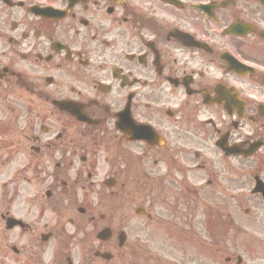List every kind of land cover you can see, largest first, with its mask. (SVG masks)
I'll return each mask as SVG.
<instances>
[{"label":"flooded vegetation","instance_id":"1","mask_svg":"<svg viewBox=\"0 0 264 264\" xmlns=\"http://www.w3.org/2000/svg\"><path fill=\"white\" fill-rule=\"evenodd\" d=\"M262 176L264 0H0V264H264Z\"/></svg>","mask_w":264,"mask_h":264},{"label":"rangeland","instance_id":"2","mask_svg":"<svg viewBox=\"0 0 264 264\" xmlns=\"http://www.w3.org/2000/svg\"><path fill=\"white\" fill-rule=\"evenodd\" d=\"M241 165L243 166L242 163H241ZM262 178H264V177H262ZM193 244H194L195 246H198V243H196L195 241L193 242Z\"/></svg>","mask_w":264,"mask_h":264}]
</instances>
